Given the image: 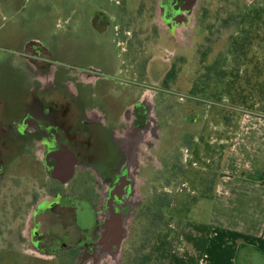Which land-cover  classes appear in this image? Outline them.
Instances as JSON below:
<instances>
[{
	"label": "rangeland",
	"instance_id": "1",
	"mask_svg": "<svg viewBox=\"0 0 264 264\" xmlns=\"http://www.w3.org/2000/svg\"><path fill=\"white\" fill-rule=\"evenodd\" d=\"M263 61L261 0H194L171 20L162 0H0V84L8 96L64 88L56 102L68 94L73 107L79 99L88 113L109 107L97 111L107 125L97 143L106 163L139 104L149 108L150 121L132 147L134 195L112 247L118 253L32 259L9 252L0 264H135L143 232L149 236L152 227L171 229L174 251L192 254L177 235L197 214L188 215L191 206L210 194L240 120L264 118V102L243 80L252 75L254 83ZM236 93L252 99L242 104Z\"/></svg>",
	"mask_w": 264,
	"mask_h": 264
},
{
	"label": "flooded vegetation",
	"instance_id": "2",
	"mask_svg": "<svg viewBox=\"0 0 264 264\" xmlns=\"http://www.w3.org/2000/svg\"><path fill=\"white\" fill-rule=\"evenodd\" d=\"M190 1L162 0L165 20L188 11ZM66 95L59 102L33 96L17 122L0 124V260L9 252L32 259L118 253L112 247L134 195L130 156L149 129V108L138 105L106 163L107 152L97 150L107 128L97 114L105 109L88 113Z\"/></svg>",
	"mask_w": 264,
	"mask_h": 264
},
{
	"label": "crops",
	"instance_id": "3",
	"mask_svg": "<svg viewBox=\"0 0 264 264\" xmlns=\"http://www.w3.org/2000/svg\"><path fill=\"white\" fill-rule=\"evenodd\" d=\"M58 89L43 94L42 89L28 88L8 96L0 84V124L17 122L33 96L54 99ZM77 104L86 108L79 99ZM194 209L197 214L190 222L211 228L199 264H264V118L240 120L210 194L198 198L188 215Z\"/></svg>",
	"mask_w": 264,
	"mask_h": 264
},
{
	"label": "trees",
	"instance_id": "4",
	"mask_svg": "<svg viewBox=\"0 0 264 264\" xmlns=\"http://www.w3.org/2000/svg\"><path fill=\"white\" fill-rule=\"evenodd\" d=\"M264 2V0H261ZM245 45L242 44L241 49H243ZM211 70V69H210ZM209 70V71H210ZM256 77L254 83H252V75H248L243 77L244 83L248 86L251 91L256 90L257 98L259 102H264V61L262 67H255ZM176 69L175 65L172 66L169 73L166 75L164 79V83L168 85V82L175 77ZM207 80L209 81V75H207ZM235 82H238L239 76H234ZM234 82L230 83L226 87V91H230L231 88L234 89ZM239 86V85H238ZM235 88V90L238 88ZM196 88V87H195ZM236 96L241 100L242 104H246L247 99H252V93L248 95H243V93H236ZM159 219H162L163 215H156ZM160 225V222L157 226ZM188 228L187 232L184 230L177 235V238L185 243H187L192 248V254L184 253V255H178L173 248V241L169 238L171 237L172 230H166V232H162L159 229L150 228V234L148 236L147 230L143 232V238L140 241V244L137 249V256L133 258V262L135 264H199L208 238L211 233V228L207 225L198 224L194 222H188L186 225ZM181 245V243H178Z\"/></svg>",
	"mask_w": 264,
	"mask_h": 264
},
{
	"label": "water",
	"instance_id": "5",
	"mask_svg": "<svg viewBox=\"0 0 264 264\" xmlns=\"http://www.w3.org/2000/svg\"><path fill=\"white\" fill-rule=\"evenodd\" d=\"M192 1H193V0L190 1L189 6L192 4ZM189 6H188V7H189Z\"/></svg>",
	"mask_w": 264,
	"mask_h": 264
}]
</instances>
